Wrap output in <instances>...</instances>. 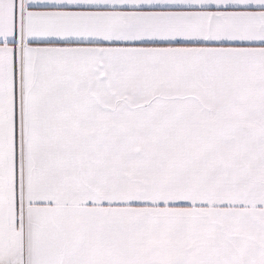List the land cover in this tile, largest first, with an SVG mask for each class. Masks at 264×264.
I'll return each mask as SVG.
<instances>
[{
    "label": "snow or ice",
    "instance_id": "obj_1",
    "mask_svg": "<svg viewBox=\"0 0 264 264\" xmlns=\"http://www.w3.org/2000/svg\"><path fill=\"white\" fill-rule=\"evenodd\" d=\"M0 264H264V0H0Z\"/></svg>",
    "mask_w": 264,
    "mask_h": 264
}]
</instances>
